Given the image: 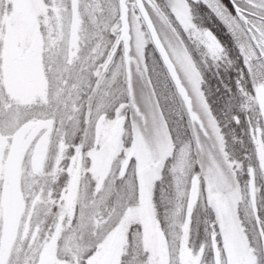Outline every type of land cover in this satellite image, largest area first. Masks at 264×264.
<instances>
[{
  "label": "snow or ice",
  "instance_id": "obj_1",
  "mask_svg": "<svg viewBox=\"0 0 264 264\" xmlns=\"http://www.w3.org/2000/svg\"><path fill=\"white\" fill-rule=\"evenodd\" d=\"M229 3L0 0V264H264V0Z\"/></svg>",
  "mask_w": 264,
  "mask_h": 264
},
{
  "label": "trees",
  "instance_id": "obj_2",
  "mask_svg": "<svg viewBox=\"0 0 264 264\" xmlns=\"http://www.w3.org/2000/svg\"><path fill=\"white\" fill-rule=\"evenodd\" d=\"M199 11V10H198ZM199 18H196L195 21L197 24L204 27H213L216 28V24L212 22V17L208 12L201 14L199 11ZM199 19V20H197ZM218 23V22H217ZM222 31L220 35L222 40H227L229 55L233 57L234 60H237V55L235 53L234 43L231 41L230 36L227 34L226 29H223V26L220 25ZM199 59V57H197ZM238 62V61H237ZM203 78H204V89L209 94V99L213 104V108L216 111L217 116L220 118L221 122L224 120V114L227 111V102L228 94L224 88V84H232L236 78V65L227 66L223 63L213 64L211 60L207 61L206 65H202ZM235 111V109H233ZM167 188V184L158 185L156 190V200L157 205L160 208L161 214L164 212L166 205L162 202L161 199V189ZM204 227L203 223L198 225V231L194 234V243L198 246L200 241L204 238Z\"/></svg>",
  "mask_w": 264,
  "mask_h": 264
},
{
  "label": "rangeland",
  "instance_id": "obj_3",
  "mask_svg": "<svg viewBox=\"0 0 264 264\" xmlns=\"http://www.w3.org/2000/svg\"><path fill=\"white\" fill-rule=\"evenodd\" d=\"M161 2L163 3L164 0H161ZM225 3H227L226 0H225ZM194 15H195V19H196V18H199V16H198V15H199V11H198V10L195 11ZM197 20H199V19H197Z\"/></svg>",
  "mask_w": 264,
  "mask_h": 264
},
{
  "label": "water",
  "instance_id": "obj_4",
  "mask_svg": "<svg viewBox=\"0 0 264 264\" xmlns=\"http://www.w3.org/2000/svg\"><path fill=\"white\" fill-rule=\"evenodd\" d=\"M227 2L229 3V0H227ZM229 5H230V3H229ZM231 6V5H230ZM234 11V10H233Z\"/></svg>",
  "mask_w": 264,
  "mask_h": 264
}]
</instances>
